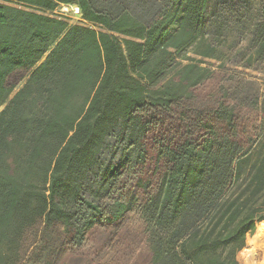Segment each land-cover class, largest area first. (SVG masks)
Segmentation results:
<instances>
[{
	"label": "trees",
	"instance_id": "1",
	"mask_svg": "<svg viewBox=\"0 0 264 264\" xmlns=\"http://www.w3.org/2000/svg\"><path fill=\"white\" fill-rule=\"evenodd\" d=\"M206 3L0 0V264H239L264 230V88L227 83L264 64V0L232 57ZM72 4L98 29L53 15Z\"/></svg>",
	"mask_w": 264,
	"mask_h": 264
},
{
	"label": "rangeland",
	"instance_id": "2",
	"mask_svg": "<svg viewBox=\"0 0 264 264\" xmlns=\"http://www.w3.org/2000/svg\"><path fill=\"white\" fill-rule=\"evenodd\" d=\"M262 9L263 0H207V21L203 31L204 43L214 46L216 51H220L228 57H232L239 50L243 51L247 49L250 44L255 24L261 19ZM53 15L66 21L69 25L79 24L95 27L81 19L80 13L77 12L76 6L73 4L58 6L54 10ZM95 28L98 29L97 27ZM192 52L193 48H190L187 51L189 56L194 57L195 59H201L204 62L202 64L203 66L218 64V61L216 60L201 57ZM229 67L239 71L238 74H235V79L227 83V86L230 88L233 95H254L264 88V64H257L252 69L235 66ZM21 83L19 85H21ZM3 107L4 105L0 107V110L3 109ZM110 158L112 161H115L118 158V153H114L111 149H108L102 155L101 162L104 163ZM86 191L88 192V190ZM125 223L136 232L138 236L137 247L133 254L134 257L137 252H142L145 247L143 224L141 215L137 209L128 213L125 218ZM255 230L251 234L246 235L245 246L236 254L239 264H244L240 257V251L248 248L250 251L258 252V261L255 264H264L259 256V245L264 241V230L257 234L254 233ZM91 244L92 242L89 240L83 244V248L87 250L90 248ZM110 252L111 251L104 253L105 255L102 257L103 261L110 260L112 257ZM64 257L65 256L63 255L58 259V261L60 260L59 264H80V262H73L70 259L65 260ZM132 261L120 264H132ZM35 264H51L50 255L44 254L35 262Z\"/></svg>",
	"mask_w": 264,
	"mask_h": 264
},
{
	"label": "bare ground",
	"instance_id": "3",
	"mask_svg": "<svg viewBox=\"0 0 264 264\" xmlns=\"http://www.w3.org/2000/svg\"><path fill=\"white\" fill-rule=\"evenodd\" d=\"M77 12L79 13L78 8L76 7ZM258 252L250 251V249H243L240 251V257L244 264H255L258 261Z\"/></svg>",
	"mask_w": 264,
	"mask_h": 264
},
{
	"label": "built area",
	"instance_id": "4",
	"mask_svg": "<svg viewBox=\"0 0 264 264\" xmlns=\"http://www.w3.org/2000/svg\"><path fill=\"white\" fill-rule=\"evenodd\" d=\"M60 6H63V5H60Z\"/></svg>",
	"mask_w": 264,
	"mask_h": 264
}]
</instances>
